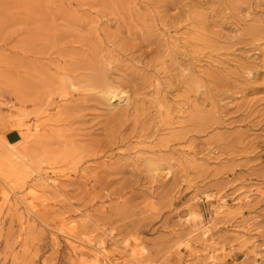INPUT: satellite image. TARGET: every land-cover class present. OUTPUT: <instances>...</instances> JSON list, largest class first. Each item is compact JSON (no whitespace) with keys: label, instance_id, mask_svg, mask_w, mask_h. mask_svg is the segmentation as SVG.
<instances>
[{"label":"rangeland","instance_id":"374dc122","mask_svg":"<svg viewBox=\"0 0 264 264\" xmlns=\"http://www.w3.org/2000/svg\"><path fill=\"white\" fill-rule=\"evenodd\" d=\"M99 242L264 264V0H0V264Z\"/></svg>","mask_w":264,"mask_h":264},{"label":"bare ground","instance_id":"6f19581e","mask_svg":"<svg viewBox=\"0 0 264 264\" xmlns=\"http://www.w3.org/2000/svg\"><path fill=\"white\" fill-rule=\"evenodd\" d=\"M108 92H109V94L111 95V101L112 102H115V101H117V100H123V99H125L128 95H127V92H125V91H123V90H120V89H118V88H115V87H109L108 88ZM120 102V101H119ZM7 141V140H6ZM11 154H12V152H11ZM158 165V164H157ZM158 167V166H157ZM157 167H155V168H153L154 169V171L156 172V174H157V171H158V169L159 168H157ZM168 175L169 174H171L172 172H171V170H167V172H166ZM159 174H160V172H159ZM164 174V173H163ZM166 175V174H165ZM167 176V175H166ZM33 189V188H32ZM35 192V191H34ZM242 195V194H241ZM34 196V195H33ZM251 196V195H250ZM249 196V197H250ZM246 198H248L247 196H246ZM236 200H239V199H236ZM216 207V206H215ZM227 207H228V204H227V202L224 200L223 202H222V205L219 207V209L217 210V214H221V213H225L227 210ZM216 212V211H215ZM188 221V220H187ZM240 228V227H239ZM243 229H245V227L243 228ZM248 230H249V228H248ZM247 230V231H248ZM203 232H202V234L204 235V236H208V226L207 227H205V229L204 230H202ZM195 232V231H194ZM249 232L250 231H248V234H249ZM192 233V232H191ZM244 234V233H243ZM71 236V235H70ZM208 239H209V237H208ZM92 241V240H91ZM100 241V240H99ZM102 241V240H101ZM104 241V240H103ZM106 241V240H105ZM107 242V241H106ZM207 242V241H206ZM107 244V243H106ZM205 244H207V243H205ZM210 244V243H209ZM211 245V244H210ZM93 246V245H92ZM209 246V245H208ZM97 247H98V250H96L95 252H94V258H93V260H92V263L93 264H99L100 262H103V261H101L100 260V258H101V256H103V258H104V262H103V264H111L110 263V258L108 257V255H107V252H106V245H105V242H99L98 244H97ZM73 251H74V253L76 254V255H79V254H85V252L84 251H82V250H77L76 249V247L75 246H73ZM109 252V251H108ZM212 254V253H211ZM210 257V256H209ZM110 260V261H109ZM112 263H113V261H111Z\"/></svg>","mask_w":264,"mask_h":264},{"label":"crops","instance_id":"0c3cea01","mask_svg":"<svg viewBox=\"0 0 264 264\" xmlns=\"http://www.w3.org/2000/svg\"><path fill=\"white\" fill-rule=\"evenodd\" d=\"M5 137L8 142L14 143L21 139V134L18 130H10L6 133Z\"/></svg>","mask_w":264,"mask_h":264}]
</instances>
